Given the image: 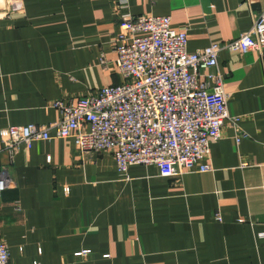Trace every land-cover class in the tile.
Wrapping results in <instances>:
<instances>
[{
    "label": "crops",
    "instance_id": "obj_1",
    "mask_svg": "<svg viewBox=\"0 0 264 264\" xmlns=\"http://www.w3.org/2000/svg\"><path fill=\"white\" fill-rule=\"evenodd\" d=\"M264 0H0V240L10 264H264V52H221L230 114L210 143L207 172L162 176L133 164L119 175L107 150L72 137L21 144L8 126L50 124L51 104L123 79L115 56L121 14L167 15L187 50L236 38ZM208 70L202 72V79ZM85 125L83 130H88ZM53 132V130H52ZM89 253L84 255V251Z\"/></svg>",
    "mask_w": 264,
    "mask_h": 264
},
{
    "label": "built area",
    "instance_id": "obj_2",
    "mask_svg": "<svg viewBox=\"0 0 264 264\" xmlns=\"http://www.w3.org/2000/svg\"><path fill=\"white\" fill-rule=\"evenodd\" d=\"M112 43L114 58L103 57L100 64L115 66L123 80L81 95L73 104L55 100L51 105L60 118L50 124L8 126L3 148L11 160L21 144L72 137L79 152L109 151L122 177L133 164L172 176L211 170L209 146L220 138L225 120L235 125L236 142L247 137L239 126L243 116L229 112L225 77L210 70L217 68L223 51L264 52V8L236 38L193 52L187 50V33L174 30L167 15L121 14ZM7 167L0 165V194L13 185ZM0 264H10L4 240Z\"/></svg>",
    "mask_w": 264,
    "mask_h": 264
}]
</instances>
